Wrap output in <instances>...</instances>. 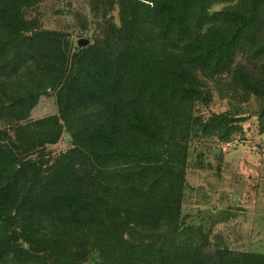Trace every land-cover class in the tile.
I'll return each mask as SVG.
<instances>
[{
  "label": "trees",
  "instance_id": "obj_1",
  "mask_svg": "<svg viewBox=\"0 0 264 264\" xmlns=\"http://www.w3.org/2000/svg\"><path fill=\"white\" fill-rule=\"evenodd\" d=\"M41 1L0 0V264H264L180 213L192 142L241 132L250 96L264 133V0H104L76 45Z\"/></svg>",
  "mask_w": 264,
  "mask_h": 264
},
{
  "label": "rangeland",
  "instance_id": "obj_2",
  "mask_svg": "<svg viewBox=\"0 0 264 264\" xmlns=\"http://www.w3.org/2000/svg\"><path fill=\"white\" fill-rule=\"evenodd\" d=\"M103 2L42 0L27 9L25 15L36 16L42 28L67 33L76 45L81 38L92 41L102 36ZM108 16L118 21L116 5L108 10ZM243 106L239 108L243 116L238 122L241 132L234 133L229 141L213 138L191 143L184 167L186 183L180 213L185 214V222L203 225L211 241L217 234L229 248L264 253V133L258 132L253 113L258 101L250 96ZM209 108L226 110L227 100L215 96ZM55 110L51 94L42 96L32 113L37 117ZM68 147V136L63 133L50 149L56 155ZM159 148L161 155L163 145L159 144Z\"/></svg>",
  "mask_w": 264,
  "mask_h": 264
},
{
  "label": "water",
  "instance_id": "obj_3",
  "mask_svg": "<svg viewBox=\"0 0 264 264\" xmlns=\"http://www.w3.org/2000/svg\"><path fill=\"white\" fill-rule=\"evenodd\" d=\"M87 42V39L86 38H81L79 39L78 43H86Z\"/></svg>",
  "mask_w": 264,
  "mask_h": 264
}]
</instances>
